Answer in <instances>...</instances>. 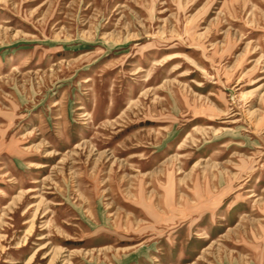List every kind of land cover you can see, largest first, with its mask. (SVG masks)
I'll use <instances>...</instances> for the list:
<instances>
[{
  "label": "rangeland",
  "instance_id": "obj_1",
  "mask_svg": "<svg viewBox=\"0 0 264 264\" xmlns=\"http://www.w3.org/2000/svg\"><path fill=\"white\" fill-rule=\"evenodd\" d=\"M0 264H264V0H0Z\"/></svg>",
  "mask_w": 264,
  "mask_h": 264
}]
</instances>
